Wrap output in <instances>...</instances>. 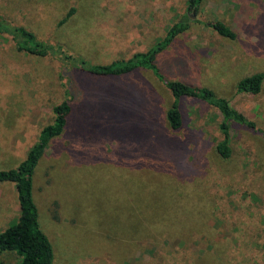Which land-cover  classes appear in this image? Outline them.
Segmentation results:
<instances>
[{
	"label": "rangeland",
	"instance_id": "obj_1",
	"mask_svg": "<svg viewBox=\"0 0 264 264\" xmlns=\"http://www.w3.org/2000/svg\"><path fill=\"white\" fill-rule=\"evenodd\" d=\"M186 2L0 0V20L50 46L49 54L33 55L0 33V169L26 157L53 121V107L71 93L66 128L33 176L54 264H264V80L257 94L235 93L241 78L264 71V0H202L194 18L221 20L236 38L191 22L157 57L170 79L212 89L255 122L258 131L230 124L228 159L215 150L222 137L215 107L183 99V125L172 132L164 118L171 95L149 71L94 76L54 50L63 45L92 64L128 58L169 24L192 20ZM111 87L127 91L116 97ZM128 91L141 96V110L125 118L119 112L111 128L108 106L122 108ZM160 134L184 143L196 174L177 175L153 139ZM19 212L15 185L0 182V232ZM0 260L17 264L22 256L5 251Z\"/></svg>",
	"mask_w": 264,
	"mask_h": 264
},
{
	"label": "trees",
	"instance_id": "obj_2",
	"mask_svg": "<svg viewBox=\"0 0 264 264\" xmlns=\"http://www.w3.org/2000/svg\"><path fill=\"white\" fill-rule=\"evenodd\" d=\"M201 2L202 0H187L186 8L191 11L192 20L191 17L184 18L169 24L161 39L146 51L135 52L128 58H119L107 64H92L84 57L72 54L63 45H58L54 50H57L62 59L66 60L74 70L94 76L120 78L140 69L149 71L171 95L172 100L165 111L164 118L168 129L172 132H177L182 128L181 101L183 99H197L215 107L222 116L219 124L222 137L215 144V150L220 158L228 159L232 154L230 124L258 131L255 122L233 107L229 99L217 96L212 89L193 85L180 79H170L157 63V57L175 41L178 35L189 28L191 22L204 23L194 18L200 9ZM70 14L71 12L68 15ZM204 24L210 25L222 37L236 38V33L221 20ZM0 33L10 34L18 51L37 56H45L50 52V46L47 43L38 39L32 31L23 26L7 25L5 21L0 20ZM263 80L264 71L245 76L236 83L235 93L257 94L261 90ZM111 89L115 91L116 97L124 96L127 91L124 88L111 87ZM136 93L137 97H133V93L131 95L130 91L127 92L122 99L124 100L122 108L117 109L114 104L108 106L112 108L111 128L117 125L115 120L128 117L141 110V96L138 92ZM70 95V90L67 88L65 98L53 107V121L41 128L36 142L29 148L26 157L16 167L0 169V182L7 181L15 185L20 211L17 220L0 232V254L11 251L22 256V260L17 264H54L52 243L40 228L38 221V209L33 197V176L49 143L61 135L66 128L71 112ZM115 108L118 111L115 112ZM119 112L123 117L119 116ZM154 124L155 120H152L147 125L153 128ZM153 139L156 140L163 159L173 164L178 176L185 179L195 173L194 163L191 164L187 159L189 150L183 142L170 139L164 134ZM0 264L10 263L0 260Z\"/></svg>",
	"mask_w": 264,
	"mask_h": 264
}]
</instances>
